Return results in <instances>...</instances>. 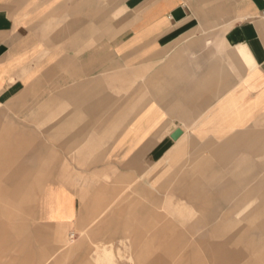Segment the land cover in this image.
Instances as JSON below:
<instances>
[{
    "label": "crops",
    "instance_id": "0c3cea01",
    "mask_svg": "<svg viewBox=\"0 0 264 264\" xmlns=\"http://www.w3.org/2000/svg\"><path fill=\"white\" fill-rule=\"evenodd\" d=\"M60 2L0 0V208L27 201L29 161L42 184L51 161L39 226L75 236L96 194L131 192L116 206L128 215L175 192L212 214L188 234L212 264H261L264 204L248 194H264V0H126L114 34L100 26L90 44L44 25Z\"/></svg>",
    "mask_w": 264,
    "mask_h": 264
},
{
    "label": "rangeland",
    "instance_id": "374dc122",
    "mask_svg": "<svg viewBox=\"0 0 264 264\" xmlns=\"http://www.w3.org/2000/svg\"><path fill=\"white\" fill-rule=\"evenodd\" d=\"M129 7L130 3L126 0H61L59 14L52 16L49 12L44 18V25L63 27L71 24L74 31L60 33V40L68 41V35H71L72 41L90 44L98 40L100 26L107 27L108 35L114 34L116 24ZM43 35L46 39L52 33L44 32ZM19 162L13 160V168ZM35 169V162L29 161L27 201L25 197L21 200L19 194H13L11 203L0 208V238H10L0 239V264H212L199 243H192L188 235L198 232L196 227H201H190V222L202 211L204 216L212 214L203 209L186 207L188 203L183 202L182 196L175 192H162L156 198V204L150 208L135 209L133 213L128 209V215H122L123 212L116 206L122 200L124 204H130L131 192L108 194V198L106 194H96L100 196L98 207L91 209V202L88 201V208H85L86 212L94 211L96 215L75 236L66 229L39 226L34 209L43 185L50 180L51 161L44 162L43 184L41 179L37 180ZM94 195L85 194L89 198ZM248 198L251 207L261 202L264 204V194L251 193ZM139 200L144 205L148 204L146 195L140 194ZM234 212L220 207L213 216H235ZM117 233H125V239H111ZM104 249L111 250V258L98 256ZM257 261L264 264V256L258 255Z\"/></svg>",
    "mask_w": 264,
    "mask_h": 264
},
{
    "label": "water",
    "instance_id": "95a60500",
    "mask_svg": "<svg viewBox=\"0 0 264 264\" xmlns=\"http://www.w3.org/2000/svg\"><path fill=\"white\" fill-rule=\"evenodd\" d=\"M179 12V10H177L176 12H174V14H177Z\"/></svg>",
    "mask_w": 264,
    "mask_h": 264
},
{
    "label": "bare ground",
    "instance_id": "6f19581e",
    "mask_svg": "<svg viewBox=\"0 0 264 264\" xmlns=\"http://www.w3.org/2000/svg\"><path fill=\"white\" fill-rule=\"evenodd\" d=\"M177 10H180V8H179V9H177Z\"/></svg>",
    "mask_w": 264,
    "mask_h": 264
}]
</instances>
